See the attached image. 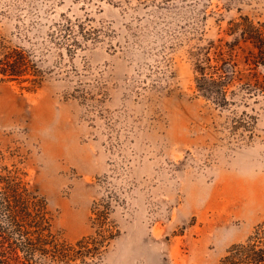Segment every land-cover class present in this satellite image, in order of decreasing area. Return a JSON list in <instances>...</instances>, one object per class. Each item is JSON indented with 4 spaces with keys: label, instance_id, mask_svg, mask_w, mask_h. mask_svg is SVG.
<instances>
[{
    "label": "rangeland",
    "instance_id": "rangeland-1",
    "mask_svg": "<svg viewBox=\"0 0 264 264\" xmlns=\"http://www.w3.org/2000/svg\"><path fill=\"white\" fill-rule=\"evenodd\" d=\"M243 16L264 0H0V42L42 77L0 75V174L60 241L96 213L114 235L68 264H219L264 221V95L220 109L194 83L193 53Z\"/></svg>",
    "mask_w": 264,
    "mask_h": 264
},
{
    "label": "trees",
    "instance_id": "trees-1",
    "mask_svg": "<svg viewBox=\"0 0 264 264\" xmlns=\"http://www.w3.org/2000/svg\"><path fill=\"white\" fill-rule=\"evenodd\" d=\"M151 1L168 4L174 0ZM228 33L236 36L230 41L209 40L193 53L197 94L220 109L264 95V75L258 71L264 67V23L256 25L243 16L230 22ZM33 55L31 49L0 42V75L27 82L29 87L40 85L41 70ZM95 223V235L74 244L60 241L50 230L44 199L18 177L0 174V264H68L75 259L99 258L101 248L114 235L100 213H96ZM263 226L264 221L244 242L233 244L219 264H264Z\"/></svg>",
    "mask_w": 264,
    "mask_h": 264
}]
</instances>
